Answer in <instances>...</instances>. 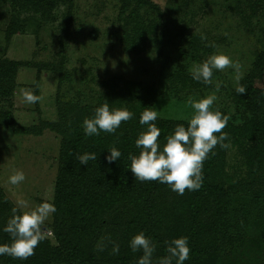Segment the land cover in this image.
<instances>
[{
    "label": "rangeland",
    "instance_id": "obj_1",
    "mask_svg": "<svg viewBox=\"0 0 264 264\" xmlns=\"http://www.w3.org/2000/svg\"><path fill=\"white\" fill-rule=\"evenodd\" d=\"M143 1L141 5L134 4L131 15L132 7L119 13V0H71L59 3L46 18L33 9L13 11L8 3H0V56L22 62L16 72L13 95L16 122L30 127L43 121H58L60 105L95 102L105 79H119V85L133 80L138 89L153 87L152 109L163 119L187 121L192 114L188 101L214 93L217 99L212 107L225 111L233 123H241V107L231 98L237 84V71L233 68L214 70L213 83L193 92L187 87L169 91L173 83L168 75L179 68L190 73L194 62L221 52L238 64L243 77L264 47V0ZM11 23L16 27L9 32ZM133 23L138 31L132 29ZM127 34L132 41H125ZM201 34L206 40L201 39ZM217 81L219 91L214 86ZM256 85L264 86V72ZM25 90L42 99L25 103ZM60 137L49 127L17 134L0 126V186L14 206L19 200L25 201L28 208L45 200L51 202ZM239 152L237 147L215 151V167L208 177L226 190L225 215L232 239L224 235V226L219 225L212 243L204 246L203 238L197 236L191 241L192 212L177 201L181 194L168 192L157 206L162 220L156 222V228L164 250H156L153 264L158 257L167 255L165 242L179 236H187L190 247V258L184 264H264V227L260 222L264 201L252 198L254 190L264 192V162L259 173L253 174L252 186H243L246 179L252 178L239 176L248 172ZM15 170H22L26 179L11 185L8 177ZM202 217L218 219L215 213L206 211ZM50 221L51 215L45 223ZM118 224V229L112 224L103 229L104 239L98 243L101 247L96 241L92 246V252L97 257L105 255L108 264H126L116 259L117 253L112 251L113 243L119 244L123 237L118 234L124 227L121 222ZM198 229L196 223L193 232L199 236ZM45 236L56 244L50 229ZM191 247L199 249V253L193 254ZM100 248L105 251L97 252Z\"/></svg>",
    "mask_w": 264,
    "mask_h": 264
},
{
    "label": "trees",
    "instance_id": "obj_2",
    "mask_svg": "<svg viewBox=\"0 0 264 264\" xmlns=\"http://www.w3.org/2000/svg\"><path fill=\"white\" fill-rule=\"evenodd\" d=\"M69 1L71 0H0V3H8L13 11L21 8L33 9L46 18L59 3ZM119 2L121 4L119 13L123 14L132 7V15L134 4L141 5L145 1L119 0ZM15 27L14 23L9 24V32L14 31ZM132 29L138 31L134 23ZM138 35L141 33L138 32ZM129 38L130 34H127L125 41H132ZM207 54L209 55L210 52ZM21 65L22 62L19 60L0 56V126L17 134L36 133L40 131V128L49 127L61 135L51 200L55 204L56 211L51 214V221L45 223L47 230H51L56 244H51L50 239L45 236L36 246L33 255L26 259L3 255L0 256V264H50L53 261H64L71 264H108L105 255L97 257L95 252H92V246L94 241L98 244L104 239L102 231L105 227L112 224L115 229H118L120 222L124 228L118 234L119 237H123L118 244L119 252L115 255L116 259H121V262L126 264H136L142 252H133L129 247V240L139 231H144L152 238L156 244V250H161L159 251L161 253L164 248L160 243L161 238L157 232L156 222L159 224L162 218L157 214V206L162 197L167 196L168 192L175 191L165 183L137 180L131 170L126 168L130 164L127 159L128 153H139V149L135 146V139L144 127L139 124V116L145 107H154L152 100L155 90L153 87L138 89L133 80L124 81L119 85L117 82L119 79L116 81L105 79L104 88L95 102H84L71 107L60 105L58 121H43V123L39 122V126L24 127L18 124L13 116V95L17 85L16 72ZM263 72L264 47L255 55L250 69L239 80V83L245 86L246 92L238 94L235 91L237 84L231 91L232 100L241 107L242 122L233 123L228 120L226 127L222 130L228 134L224 141L227 146L221 147L217 144L203 162L201 187L193 191L185 189L182 196H178L177 201L180 202L182 208L192 212L190 227L193 242L197 237H202L204 246L207 242L212 243L213 236L219 232L217 229L219 225L224 226V235L232 239L227 229L229 220L225 215L226 190L222 184L216 185L208 178L215 167L214 152L236 147L240 150L239 154L243 156L244 166L248 168V172L245 176L243 173L239 176L252 178L250 181L246 179L247 183L243 186H252V182L255 181L253 174L261 170L264 162V86L256 85V80ZM168 77L173 83L169 87V91L172 92H178L185 87L193 92L201 86L211 85L193 80L185 68L171 71ZM105 99L109 102L110 108L126 107L134 113V116L128 121H122L114 133L101 132L98 136H86L82 128L83 119L90 117L94 108L104 103ZM221 112L227 115L225 111ZM155 123L161 130L158 138L164 143V137L172 132L176 124L186 125L187 121L157 117ZM112 146L118 148L122 155L119 160L108 162L105 156L107 149ZM85 152L97 153L96 161L89 160L87 165L80 164L76 154ZM238 161L239 159L237 165ZM260 191L254 190L252 193V198L256 202L260 198L264 201V192ZM262 205L260 222L264 227V202ZM13 207L16 206L0 186V243L10 242L9 234L2 229ZM205 211L215 213L218 219H204L202 214ZM196 223L199 225V236L193 232ZM193 236L197 237L193 238ZM99 246L98 244L97 247ZM191 248L193 254L199 253V249ZM156 250L153 253L154 257L157 254ZM104 251L100 248L97 252Z\"/></svg>",
    "mask_w": 264,
    "mask_h": 264
},
{
    "label": "clouds",
    "instance_id": "obj_3",
    "mask_svg": "<svg viewBox=\"0 0 264 264\" xmlns=\"http://www.w3.org/2000/svg\"><path fill=\"white\" fill-rule=\"evenodd\" d=\"M201 39L206 36L201 34ZM214 46V45H212ZM233 68L237 71L235 77L238 94L246 92L239 74V66L228 55L214 52L200 62H194L190 74L193 80L204 84L213 83L214 70ZM219 91L220 82L215 83ZM25 103L34 104L42 97L33 91L22 92ZM216 95L209 94L199 99H190L188 103L192 108V114L187 124H176L171 133L164 137L161 144L160 128L155 121L158 111L151 107H145L139 116V124L144 127L137 134L135 146L139 153L129 152L127 159L135 179L140 181H158L165 183L178 194H183L185 189L189 191L198 190L203 183V162L217 144L226 147L224 141L228 134L222 131L229 120V116L220 110L214 109L212 105L216 101ZM134 113L125 108H110L109 102L94 108L90 117L82 121V128L86 136H98L101 132L114 133L120 127L122 121H128ZM105 159L108 162L119 160L121 151L112 146L107 149ZM80 164L87 165L89 160L96 161L97 153L85 152L76 154ZM26 179L22 170H15L8 177V183L18 185ZM18 206L11 209V215L3 226V231L9 234L10 242L0 243V256L8 255L20 259H26L34 254L36 246L45 238V221L56 211L55 204L45 200L35 208H28L23 200L17 202ZM167 255L160 256L156 264H184L190 258V247L187 236L173 237L165 242ZM129 247L133 252L140 251L136 264H153V253L156 244L144 231L134 234L129 240ZM113 253L119 252V245L113 243Z\"/></svg>",
    "mask_w": 264,
    "mask_h": 264
}]
</instances>
